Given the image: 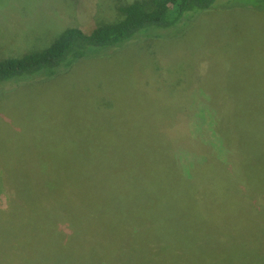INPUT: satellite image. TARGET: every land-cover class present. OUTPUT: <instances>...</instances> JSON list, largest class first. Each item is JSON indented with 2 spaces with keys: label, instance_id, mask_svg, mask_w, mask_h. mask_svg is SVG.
Returning a JSON list of instances; mask_svg holds the SVG:
<instances>
[{
  "label": "rangeland",
  "instance_id": "obj_1",
  "mask_svg": "<svg viewBox=\"0 0 264 264\" xmlns=\"http://www.w3.org/2000/svg\"><path fill=\"white\" fill-rule=\"evenodd\" d=\"M134 1L0 0V60L42 51L69 27L115 22ZM171 36L0 84V170L15 197L0 191V264H264V145L234 135L226 150L194 114L199 77L213 85L229 74L224 85L239 93L237 76L264 75V0H235ZM178 77L187 91L175 87ZM148 98L175 109L148 110ZM103 101L113 104L107 112ZM164 135L177 142L181 168L203 155L220 166L212 165L208 199L177 213L121 178L144 171L122 155L121 140L139 154L136 142Z\"/></svg>",
  "mask_w": 264,
  "mask_h": 264
},
{
  "label": "trees",
  "instance_id": "obj_2",
  "mask_svg": "<svg viewBox=\"0 0 264 264\" xmlns=\"http://www.w3.org/2000/svg\"><path fill=\"white\" fill-rule=\"evenodd\" d=\"M234 1L136 0L118 8L120 17L115 22L93 24L86 28L69 27L63 30L48 48L42 51L28 53L20 58L0 60V84L23 82L37 76H50L56 71L72 68L78 62L101 51L118 48L138 38H159L171 32L173 35L171 38L174 39L184 33L186 23L193 21L197 16L218 14L225 4L230 5ZM225 78H217L213 85L200 77L196 79L195 90L199 89V92L205 93L200 101L207 107L202 104L198 105L200 93L197 92L195 100L197 107L194 114L218 135L226 150L234 135L243 138L251 146L264 145V75L256 74L246 78L237 76L233 81L245 82L244 91L239 92L242 93L240 97L239 93H233L235 91L233 88L224 85ZM183 83L184 79L178 77L175 87L180 86V89L187 91L185 87L183 88ZM254 87H259V89L256 90ZM164 90H166L165 93L171 92L168 96L174 93L173 89ZM164 100L167 98L160 101V107H158L159 104L156 105L159 109H155L153 100L148 98V110L161 112V114L165 110L173 111L175 109L174 102H163ZM233 100L239 101L234 105ZM112 107L111 102L103 101L101 110L107 112ZM236 127L238 132H235ZM158 130H161L159 126ZM121 141L122 143L117 146L123 152L122 155L131 163L138 161L133 166L144 169V171L122 172L123 183L140 186L146 194H149L152 202L157 198L161 205L170 203L173 205L171 212L177 213L181 204L187 207L190 200H194V202L198 198L205 200L206 195L208 196L212 165L219 166L212 156L203 155V163H194V165L183 169L176 159L177 152H173V146L177 145V142H167L165 135L155 140L136 142L140 148L149 146L148 153L139 148V154H136L132 151L136 148H132L133 141ZM251 153L253 155V152ZM21 157L24 158L21 161L22 168L30 171L28 159ZM206 161L208 164L205 163ZM1 190L7 192L8 200L13 203L15 197L11 193L9 184L6 183L4 172L0 170ZM212 190L211 193L215 194L214 189ZM207 199L208 197H206ZM168 206H161L158 210H163ZM193 212L199 215L203 213L200 208L194 209ZM187 215L193 214L187 213Z\"/></svg>",
  "mask_w": 264,
  "mask_h": 264
}]
</instances>
